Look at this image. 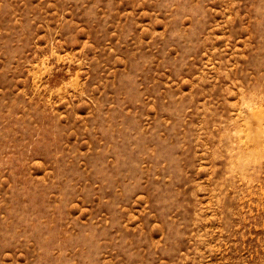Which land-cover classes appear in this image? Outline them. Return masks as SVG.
<instances>
[{
  "label": "rangeland",
  "instance_id": "1",
  "mask_svg": "<svg viewBox=\"0 0 264 264\" xmlns=\"http://www.w3.org/2000/svg\"><path fill=\"white\" fill-rule=\"evenodd\" d=\"M0 264H264V0H0Z\"/></svg>",
  "mask_w": 264,
  "mask_h": 264
}]
</instances>
